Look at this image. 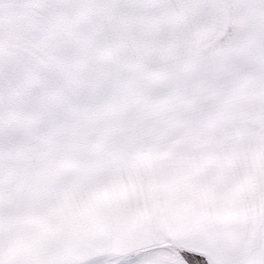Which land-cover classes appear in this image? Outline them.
<instances>
[{
  "label": "snow or ice",
  "instance_id": "snow-or-ice-1",
  "mask_svg": "<svg viewBox=\"0 0 264 264\" xmlns=\"http://www.w3.org/2000/svg\"><path fill=\"white\" fill-rule=\"evenodd\" d=\"M0 264H264V0H0Z\"/></svg>",
  "mask_w": 264,
  "mask_h": 264
}]
</instances>
